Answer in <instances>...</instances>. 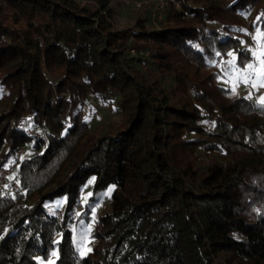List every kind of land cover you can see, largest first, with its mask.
<instances>
[{"label":"trees","instance_id":"trees-1","mask_svg":"<svg viewBox=\"0 0 264 264\" xmlns=\"http://www.w3.org/2000/svg\"><path fill=\"white\" fill-rule=\"evenodd\" d=\"M108 2L0 0V264H264V104L227 83L264 0Z\"/></svg>","mask_w":264,"mask_h":264},{"label":"rangeland","instance_id":"rangeland-1","mask_svg":"<svg viewBox=\"0 0 264 264\" xmlns=\"http://www.w3.org/2000/svg\"><path fill=\"white\" fill-rule=\"evenodd\" d=\"M81 5H98V0H77ZM155 0H109L108 6L111 8V14L114 22L118 26H132L136 23L139 17L147 19V22L158 24L160 19L153 18ZM163 19V18H162ZM259 38V40L257 39ZM243 45L249 48L252 53L258 50H264V32L251 30L243 35ZM264 59V56L261 57ZM254 65L257 69L260 68L259 62L254 56ZM247 76L246 72L243 70H235L229 75L227 83L231 86H235L255 98L260 99L264 97V87L257 83V86L253 88L251 83H244L242 77ZM250 81L257 80L256 73L253 72L252 76H248ZM264 81V76L259 78ZM98 113L94 118L95 123H104L109 120L111 116V110L107 105L96 99ZM108 201V199H105ZM100 204H98L99 208ZM89 243L86 241L84 243V249H87Z\"/></svg>","mask_w":264,"mask_h":264},{"label":"built area","instance_id":"built-area-1","mask_svg":"<svg viewBox=\"0 0 264 264\" xmlns=\"http://www.w3.org/2000/svg\"><path fill=\"white\" fill-rule=\"evenodd\" d=\"M169 1L175 0H155L154 10H153V18L162 19L165 16V10L167 8ZM132 52H135V49H132ZM25 152L24 147H20L15 156L8 163L0 166V192L1 194H5L8 191L9 186H18V180L15 177L16 169L20 164V160ZM9 177H13V179H9Z\"/></svg>","mask_w":264,"mask_h":264},{"label":"snow or ice","instance_id":"snow-or-ice-1","mask_svg":"<svg viewBox=\"0 0 264 264\" xmlns=\"http://www.w3.org/2000/svg\"><path fill=\"white\" fill-rule=\"evenodd\" d=\"M257 39L259 40V38L257 37ZM229 55H231V53H229ZM253 56H255L256 60L259 62L260 64V68L257 69L256 66L252 63H249L247 65V69L250 70L249 75L251 74V72H255L256 76H257V80L255 81H250L248 79V76H243V82L244 83H251V86L253 88H255L257 86V83H260V86L264 87V81H261L259 78L264 76V59H262L261 57L264 56V50H258L257 52L253 53ZM235 59V58H234ZM234 59L233 61H229V64H233L234 63ZM235 90V86L233 87V91ZM260 102L262 104H264V97L260 98ZM9 179H13V177H9ZM53 255H55V253H53Z\"/></svg>","mask_w":264,"mask_h":264}]
</instances>
